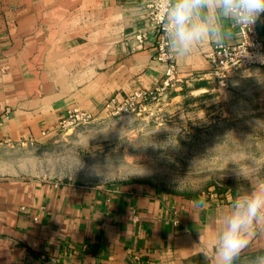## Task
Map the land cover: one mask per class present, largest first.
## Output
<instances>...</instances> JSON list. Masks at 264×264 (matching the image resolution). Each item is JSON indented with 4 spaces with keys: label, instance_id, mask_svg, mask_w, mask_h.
I'll list each match as a JSON object with an SVG mask.
<instances>
[{
    "label": "crops",
    "instance_id": "obj_1",
    "mask_svg": "<svg viewBox=\"0 0 264 264\" xmlns=\"http://www.w3.org/2000/svg\"><path fill=\"white\" fill-rule=\"evenodd\" d=\"M145 1L0 0V150L49 141L69 109L99 115L110 97L161 80L152 45L134 41ZM263 31L264 21V41ZM237 40L234 30L221 44ZM215 44L176 60L180 84L203 80ZM2 175L0 264H214L222 217L235 198L134 181L90 186ZM263 248L257 228L241 256Z\"/></svg>",
    "mask_w": 264,
    "mask_h": 264
},
{
    "label": "rangeland",
    "instance_id": "obj_2",
    "mask_svg": "<svg viewBox=\"0 0 264 264\" xmlns=\"http://www.w3.org/2000/svg\"><path fill=\"white\" fill-rule=\"evenodd\" d=\"M199 83L102 111L46 142L3 148L2 176L90 186L134 181L169 193L236 197L264 181V68ZM259 254L264 248L236 264Z\"/></svg>",
    "mask_w": 264,
    "mask_h": 264
},
{
    "label": "clouds",
    "instance_id": "obj_3",
    "mask_svg": "<svg viewBox=\"0 0 264 264\" xmlns=\"http://www.w3.org/2000/svg\"><path fill=\"white\" fill-rule=\"evenodd\" d=\"M166 49L177 61L191 57L204 42L225 43L234 30L250 26L264 15V0H156ZM244 56L264 63V56ZM239 175H241L239 171ZM264 231V181L237 195L223 215L214 246V264H236ZM201 238V234H200ZM252 264H264V254Z\"/></svg>",
    "mask_w": 264,
    "mask_h": 264
},
{
    "label": "built area",
    "instance_id": "obj_4",
    "mask_svg": "<svg viewBox=\"0 0 264 264\" xmlns=\"http://www.w3.org/2000/svg\"><path fill=\"white\" fill-rule=\"evenodd\" d=\"M145 19L142 28L134 35L136 45L141 46L149 42L153 48V60L164 66V73L161 80L149 90L134 91L128 97L119 99L110 97L103 106L105 112H119L127 107L140 106L149 101L165 95L168 91L174 90L181 83L178 77L177 62L167 51L162 32L161 16L156 0H146L144 4ZM264 15L250 28L242 26L235 29L238 40L234 45L215 44L207 53L206 58L209 65L208 73L202 74L203 78L218 76L225 72L244 70L252 67L264 68V63L258 59H249L244 56L247 52L254 56H264V41L261 38L260 27L263 24ZM264 35V31H263ZM94 115L73 107L69 109L58 122V130L77 125L90 123ZM210 197L216 195L210 194Z\"/></svg>",
    "mask_w": 264,
    "mask_h": 264
},
{
    "label": "trees",
    "instance_id": "obj_5",
    "mask_svg": "<svg viewBox=\"0 0 264 264\" xmlns=\"http://www.w3.org/2000/svg\"><path fill=\"white\" fill-rule=\"evenodd\" d=\"M203 84V83H202ZM233 197H235L234 195H232Z\"/></svg>",
    "mask_w": 264,
    "mask_h": 264
}]
</instances>
